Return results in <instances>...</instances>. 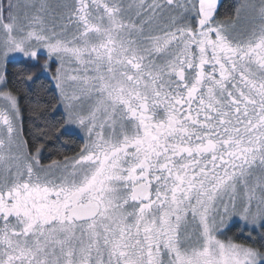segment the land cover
I'll return each mask as SVG.
<instances>
[{
    "label": "snow or ice",
    "instance_id": "snow-or-ice-1",
    "mask_svg": "<svg viewBox=\"0 0 264 264\" xmlns=\"http://www.w3.org/2000/svg\"><path fill=\"white\" fill-rule=\"evenodd\" d=\"M0 0V264H264V0Z\"/></svg>",
    "mask_w": 264,
    "mask_h": 264
},
{
    "label": "trees",
    "instance_id": "trees-1",
    "mask_svg": "<svg viewBox=\"0 0 264 264\" xmlns=\"http://www.w3.org/2000/svg\"><path fill=\"white\" fill-rule=\"evenodd\" d=\"M231 4H234V3L232 2V0H226V1L224 2L225 7L221 9V13L223 14V13H225V12H231V8L228 7V6L231 5Z\"/></svg>",
    "mask_w": 264,
    "mask_h": 264
},
{
    "label": "flooded vegetation",
    "instance_id": "flooded-vegetation-1",
    "mask_svg": "<svg viewBox=\"0 0 264 264\" xmlns=\"http://www.w3.org/2000/svg\"><path fill=\"white\" fill-rule=\"evenodd\" d=\"M226 0H223V3L225 2ZM233 3H235V0H232Z\"/></svg>",
    "mask_w": 264,
    "mask_h": 264
},
{
    "label": "rangeland",
    "instance_id": "rangeland-1",
    "mask_svg": "<svg viewBox=\"0 0 264 264\" xmlns=\"http://www.w3.org/2000/svg\"><path fill=\"white\" fill-rule=\"evenodd\" d=\"M235 2H236V0H235Z\"/></svg>",
    "mask_w": 264,
    "mask_h": 264
}]
</instances>
